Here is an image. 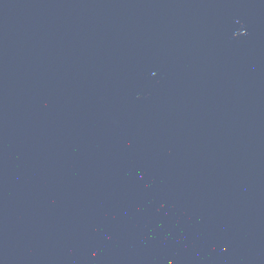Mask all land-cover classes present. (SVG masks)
Here are the masks:
<instances>
[{"label": "water", "instance_id": "water-1", "mask_svg": "<svg viewBox=\"0 0 264 264\" xmlns=\"http://www.w3.org/2000/svg\"><path fill=\"white\" fill-rule=\"evenodd\" d=\"M0 264H264V0H0Z\"/></svg>", "mask_w": 264, "mask_h": 264}]
</instances>
